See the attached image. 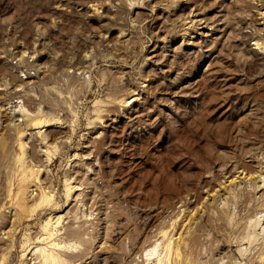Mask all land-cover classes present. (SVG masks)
<instances>
[{
  "label": "rangeland",
  "instance_id": "obj_1",
  "mask_svg": "<svg viewBox=\"0 0 264 264\" xmlns=\"http://www.w3.org/2000/svg\"><path fill=\"white\" fill-rule=\"evenodd\" d=\"M108 255L264 264V0H0V264Z\"/></svg>",
  "mask_w": 264,
  "mask_h": 264
},
{
  "label": "bare ground",
  "instance_id": "obj_2",
  "mask_svg": "<svg viewBox=\"0 0 264 264\" xmlns=\"http://www.w3.org/2000/svg\"><path fill=\"white\" fill-rule=\"evenodd\" d=\"M24 127V126H23ZM18 130H19V132L20 131H22L23 130V128H20V126L17 128ZM24 143V142H23ZM23 143H21V146H24V144ZM33 185V184H32ZM261 186V185H260ZM27 188H29V187H27ZM34 188V187H33ZM31 193L32 192H34V189L33 190H31L30 191ZM33 194V193H32ZM30 196V195H29ZM44 196V195H43ZM225 214V213H224ZM193 227V226H192ZM196 231V230H195ZM192 232V231H191ZM190 234H192V233H190ZM188 236V235H187ZM191 242H195V241H197V236H193V237H191ZM188 241V240H187ZM202 241V240H201ZM190 243V242H189ZM191 244V243H190ZM203 244V243H202ZM192 246V245H191ZM222 247V246H221ZM171 253V252H170ZM67 255L69 256V257H71V258H76L77 256H79V255H77V254H68L67 253ZM107 257H109L110 259H112V260H114L115 262V264H133V257H132V259H130L129 261L128 260H126L125 262L122 260V259H118L117 257H115V256H110V255H108ZM69 264V263H68Z\"/></svg>",
  "mask_w": 264,
  "mask_h": 264
}]
</instances>
